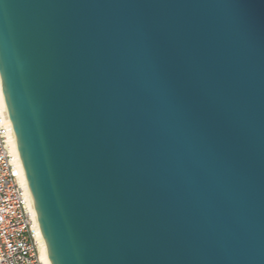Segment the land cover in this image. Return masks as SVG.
<instances>
[{
	"label": "water",
	"instance_id": "water-1",
	"mask_svg": "<svg viewBox=\"0 0 264 264\" xmlns=\"http://www.w3.org/2000/svg\"><path fill=\"white\" fill-rule=\"evenodd\" d=\"M0 85L50 264H264V0H0Z\"/></svg>",
	"mask_w": 264,
	"mask_h": 264
},
{
	"label": "built area",
	"instance_id": "built-area-1",
	"mask_svg": "<svg viewBox=\"0 0 264 264\" xmlns=\"http://www.w3.org/2000/svg\"><path fill=\"white\" fill-rule=\"evenodd\" d=\"M10 125L0 105V264H48L22 168L11 151Z\"/></svg>",
	"mask_w": 264,
	"mask_h": 264
},
{
	"label": "bare ground",
	"instance_id": "bare-ground-1",
	"mask_svg": "<svg viewBox=\"0 0 264 264\" xmlns=\"http://www.w3.org/2000/svg\"><path fill=\"white\" fill-rule=\"evenodd\" d=\"M0 101H1L0 102L1 103L0 104L1 105V109H2V111H3V113H4L5 117H6V119L8 121V123L10 125V119H9V115H8V112H7V109H6V106H5V102H4V99H3L1 85H0ZM10 127H11V125H10ZM10 146H11L12 153L18 158L19 163H20V166L22 168L21 161H20L19 154H18V150H17L16 143H15V139H14V136H13V133H12V129L11 128H10ZM22 172H23V178H24V181H25V185H26V188H27L28 199H29V202L31 203L32 209L34 210L33 203H32V200H31L30 193H29L28 184H27V181H26V177H25L23 168H22ZM35 216H36V214H35ZM37 225H38V223H37ZM38 234H39V241H40L41 257L48 264H50L49 259H48V255H47V251H46V247H45V244H44V241H43V238H42V235H41L39 226H38Z\"/></svg>",
	"mask_w": 264,
	"mask_h": 264
}]
</instances>
